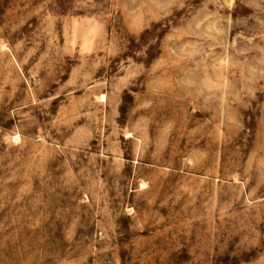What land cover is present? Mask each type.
Here are the masks:
<instances>
[{
  "label": "rangeland",
  "instance_id": "obj_1",
  "mask_svg": "<svg viewBox=\"0 0 264 264\" xmlns=\"http://www.w3.org/2000/svg\"><path fill=\"white\" fill-rule=\"evenodd\" d=\"M0 264H264V0H0Z\"/></svg>",
  "mask_w": 264,
  "mask_h": 264
}]
</instances>
